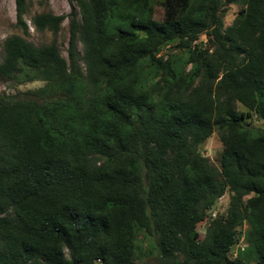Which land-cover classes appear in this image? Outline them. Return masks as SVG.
I'll use <instances>...</instances> for the list:
<instances>
[{"label": "trees", "instance_id": "1", "mask_svg": "<svg viewBox=\"0 0 264 264\" xmlns=\"http://www.w3.org/2000/svg\"><path fill=\"white\" fill-rule=\"evenodd\" d=\"M70 1L33 18L54 36L35 46L15 0L0 79L46 85L0 95V264H264V129L244 126L264 122V0ZM215 132L220 167L200 151Z\"/></svg>", "mask_w": 264, "mask_h": 264}, {"label": "rangeland", "instance_id": "2", "mask_svg": "<svg viewBox=\"0 0 264 264\" xmlns=\"http://www.w3.org/2000/svg\"><path fill=\"white\" fill-rule=\"evenodd\" d=\"M27 4L28 12L24 17V20L28 27L29 36L26 37V39L35 46L50 44L54 40L53 34L49 32H37L33 25V18L37 15L44 13H52L56 16H67L70 14L73 4L70 0H27ZM241 8L242 6L238 4L231 5L228 8V12L224 19L226 27L232 25V23L238 16ZM155 17L157 20H162V7L158 6L156 8ZM14 35L24 37L23 30L17 26V12L15 0H0V62L4 57V42L9 37ZM56 39L58 41V44L60 45L63 57L67 58V48L69 41V28L67 20L63 23L62 30L58 34ZM201 42H206L205 36L201 37L198 44ZM79 49L82 50L81 44H79ZM168 54L177 55L179 53L176 49L173 48H165L164 51L161 53V55L165 56ZM182 59H184L183 54H179L178 58L176 59V61H179L178 66L183 65V62L181 61ZM190 68L191 67L188 66L185 72L188 73ZM45 85L46 84L43 82H34L23 85H17L13 82L0 79V95L14 97L19 100L30 99L32 98L31 92L41 89ZM237 109L242 112H245V108H243L239 104H237ZM244 126L248 129H264V122L260 120L257 116H253L251 119H247L244 122ZM222 150L223 145L219 139L217 132H215L213 136L200 149L201 153L204 156L208 157L217 167H220ZM230 195V192L227 191L226 194L217 202L213 210L210 212L211 218L225 215L227 213V210L229 208ZM207 226L208 221H205L198 225V233L201 237L204 236ZM247 227L248 226L246 224L244 229ZM245 247V243L243 242V240H241L231 252V257L234 258L237 252ZM137 264H158V262L156 260L155 255H149L147 251H145L144 254L139 255Z\"/></svg>", "mask_w": 264, "mask_h": 264}, {"label": "built area", "instance_id": "3", "mask_svg": "<svg viewBox=\"0 0 264 264\" xmlns=\"http://www.w3.org/2000/svg\"><path fill=\"white\" fill-rule=\"evenodd\" d=\"M236 256H237V254H236ZM236 256H235V257H236ZM235 257H234V258H235Z\"/></svg>", "mask_w": 264, "mask_h": 264}]
</instances>
